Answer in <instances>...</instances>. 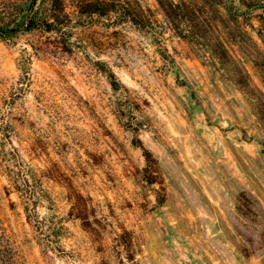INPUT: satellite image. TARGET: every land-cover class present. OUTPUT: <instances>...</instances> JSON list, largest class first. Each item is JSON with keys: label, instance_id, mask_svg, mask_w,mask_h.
Listing matches in <instances>:
<instances>
[{"label": "rangeland", "instance_id": "obj_1", "mask_svg": "<svg viewBox=\"0 0 264 264\" xmlns=\"http://www.w3.org/2000/svg\"><path fill=\"white\" fill-rule=\"evenodd\" d=\"M174 1L0 0V264H264V0Z\"/></svg>", "mask_w": 264, "mask_h": 264}, {"label": "trees", "instance_id": "obj_2", "mask_svg": "<svg viewBox=\"0 0 264 264\" xmlns=\"http://www.w3.org/2000/svg\"><path fill=\"white\" fill-rule=\"evenodd\" d=\"M158 2L163 7L165 13L167 15H169V16H171L172 12L177 7L180 6V4L176 3L174 0H158ZM93 4H94V7L97 6V3H93ZM109 4H110V8L108 10L112 11V10H118L119 9V7H117V5L115 3H113V2L109 3ZM124 7L122 9H119V10L123 12V10L125 9ZM128 7H127V10H129ZM110 80H111V83L113 84V86L116 87L117 84H118L117 83L118 81H117L116 76H115L114 73H111ZM144 152H145V156L147 158V161L150 162V157L152 156L151 152L149 150H147V149H144ZM146 170L150 171V174H153V172H152V164L149 163ZM127 234H128V237H127ZM129 234L130 233H129L128 229L123 228V233H121V238H122L123 242L125 243V247H127V250H129L130 246L132 245V237H131V235L129 236ZM129 256H131V254H129Z\"/></svg>", "mask_w": 264, "mask_h": 264}]
</instances>
